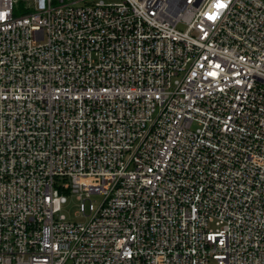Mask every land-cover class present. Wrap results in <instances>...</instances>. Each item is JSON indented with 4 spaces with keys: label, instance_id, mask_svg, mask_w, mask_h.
Wrapping results in <instances>:
<instances>
[{
    "label": "built area",
    "instance_id": "2783aa9c",
    "mask_svg": "<svg viewBox=\"0 0 264 264\" xmlns=\"http://www.w3.org/2000/svg\"><path fill=\"white\" fill-rule=\"evenodd\" d=\"M68 261L264 264V0H0V264Z\"/></svg>",
    "mask_w": 264,
    "mask_h": 264
},
{
    "label": "rangeland",
    "instance_id": "374dc122",
    "mask_svg": "<svg viewBox=\"0 0 264 264\" xmlns=\"http://www.w3.org/2000/svg\"><path fill=\"white\" fill-rule=\"evenodd\" d=\"M106 2H120L122 0H105ZM18 12V11H17ZM93 198H99L98 195H94ZM81 200L78 199L75 195L68 194V199L62 205L61 214L66 215L68 220H76L83 221L84 218L82 216H78L77 211L80 208ZM65 264H72L71 261L66 262ZM211 264H215V262H211Z\"/></svg>",
    "mask_w": 264,
    "mask_h": 264
}]
</instances>
